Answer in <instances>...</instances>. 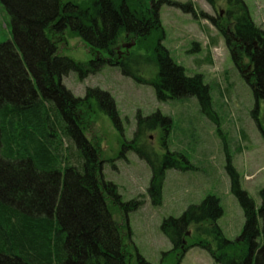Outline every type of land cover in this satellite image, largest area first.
<instances>
[{"label": "trees", "instance_id": "16d2710c", "mask_svg": "<svg viewBox=\"0 0 264 264\" xmlns=\"http://www.w3.org/2000/svg\"><path fill=\"white\" fill-rule=\"evenodd\" d=\"M1 1L11 18L12 39L0 42V264H131L110 202L125 211L138 202L122 201L117 186L104 179L99 149L85 135L94 97L108 102L103 109L116 122L117 113L105 91L88 88L84 97L76 96L63 77L76 72L84 79L113 63L121 36L144 43L153 35L149 49L158 98L196 95L205 105L208 85L200 75L186 74L171 57L160 19L164 2L194 15L197 10L192 1L172 0H151L149 8L144 0ZM228 2L237 14L233 35L227 30L224 34L249 58L252 68L245 77L258 102L264 100V29L255 25L244 0ZM209 18L218 25L216 17ZM67 31L87 42L94 57L78 61L61 54L59 43ZM119 65L125 74L143 81L135 59L122 58ZM165 120L159 113L139 114L129 146L152 167L149 193L155 204L165 169L180 166L182 160L167 151L158 161L142 142H134ZM228 168L232 192L245 215L236 239L226 237L218 224L223 208L214 195L191 204L180 216L166 217L161 230L172 250L183 255L198 245L216 264H264V188L257 205ZM192 226L210 241L198 238L185 244ZM137 264L151 262L138 254Z\"/></svg>", "mask_w": 264, "mask_h": 264}, {"label": "rangeland", "instance_id": "374dc122", "mask_svg": "<svg viewBox=\"0 0 264 264\" xmlns=\"http://www.w3.org/2000/svg\"><path fill=\"white\" fill-rule=\"evenodd\" d=\"M172 1H192L197 14L164 2L160 8L165 29L163 44L186 74L200 75L208 85L209 98L205 105L196 95L165 101L158 98L152 84L156 68L149 49L154 42L153 35L144 43L121 36L114 46L117 61L113 57V63L105 64L84 79L70 72L63 77V83L81 97L88 88L105 91L117 113L116 122L103 109L108 102L99 103L94 97L85 135L99 149L104 179L117 186L122 201L138 202L128 211L110 202L131 264H137L138 254L151 264H216L210 252L198 245L191 246L184 255L181 250L173 251L161 224L166 217L180 216L191 204L214 195L223 208L218 224L225 236L234 240L240 235L245 215L232 192L228 167L237 174L241 188L260 205V190L264 188V100L256 102L252 86L245 77L251 70L245 51L230 45L224 34L227 30L233 35L237 14L228 0ZM244 1L255 25L264 29V0ZM144 2L145 8L151 6V0ZM229 11L235 17H229ZM209 16L216 17L218 25L213 24ZM10 39L11 18L0 0V42ZM129 43L133 45L124 46ZM59 52L78 61H88L95 55L87 42L69 31L59 43ZM122 58L136 60L143 81L123 72L119 65ZM154 113L166 120L147 130L134 145L142 142L158 161L167 151L179 154L182 160L180 166L165 169L156 204L149 193L152 167L129 147L134 140L138 115ZM188 232L185 244L198 238L210 241L194 226Z\"/></svg>", "mask_w": 264, "mask_h": 264}, {"label": "water", "instance_id": "95a60500", "mask_svg": "<svg viewBox=\"0 0 264 264\" xmlns=\"http://www.w3.org/2000/svg\"><path fill=\"white\" fill-rule=\"evenodd\" d=\"M132 45H133V44H130V43H129V44H125L124 46L128 48V47H131ZM248 68H251V65H249ZM188 234H189V232H188Z\"/></svg>", "mask_w": 264, "mask_h": 264}, {"label": "flooded vegetation", "instance_id": "af4514ba", "mask_svg": "<svg viewBox=\"0 0 264 264\" xmlns=\"http://www.w3.org/2000/svg\"><path fill=\"white\" fill-rule=\"evenodd\" d=\"M252 66V65H251ZM252 68V67H251ZM249 70V69H248ZM247 71V70H246ZM244 73H245V71H244Z\"/></svg>", "mask_w": 264, "mask_h": 264}]
</instances>
